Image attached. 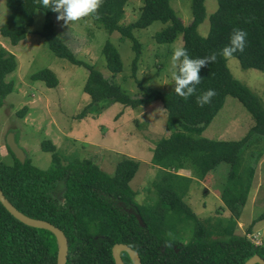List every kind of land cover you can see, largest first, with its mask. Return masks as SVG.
<instances>
[{
  "label": "trees",
  "instance_id": "trees-1",
  "mask_svg": "<svg viewBox=\"0 0 264 264\" xmlns=\"http://www.w3.org/2000/svg\"><path fill=\"white\" fill-rule=\"evenodd\" d=\"M190 1L192 19L186 25L169 0H141L138 17L126 25L121 20L127 0H104L98 18L92 16L109 32L118 31L121 38L131 40L135 79L141 43L133 30L154 21L166 24L154 35L158 43H172L180 33L182 47L190 58L217 53L215 62L201 68L196 94L185 101L174 92V83L170 91L162 92L137 82L142 95L131 97L93 64L76 57L55 28V12L42 8L37 0H5L10 19L0 26L2 38L11 45L18 44L27 37L35 10L42 9L45 16L39 34L50 50L87 69L83 91L89 95V102L76 114L77 118L88 113L99 114L115 102L136 108L155 100L161 101L167 115L170 133L156 141L151 157V163L159 170L152 181L155 197L148 203H138L136 192L129 185L139 166L132 158L118 161L114 172L109 174L90 159L63 162L56 145L50 139H43L41 148L51 154V165L41 169L26 154L25 161L20 162L5 143L9 158L0 154V189L19 211L49 221L64 232L68 243L65 264H115L111 253L115 243L127 244L137 251L141 264H243L254 254L264 259L261 240L255 245L249 237L255 222L264 219V214L252 219L244 233L238 232V219L260 157L252 153L249 166L239 172L240 156L255 142L264 143V105L254 92L233 77L227 59L219 55L233 30L241 29L247 33L246 47L233 57L243 69L264 72V0H216V9L208 16L209 29L205 36L197 30L206 18L205 0ZM101 52L107 70L112 74L122 70L114 44L107 40ZM15 67V56L0 45V107L6 95L13 91V81H5L4 76ZM31 76L47 87L58 84L49 68ZM208 89L215 90L216 95L211 103L198 106L196 96ZM228 95L243 105L253 123L240 139L201 136ZM27 110L23 106L15 114L23 117ZM185 162L198 169L202 178L220 162L230 165L219 195L228 216L215 215L206 223L192 211L183 199L192 178L179 173L188 167ZM124 207H132L133 212H127ZM134 212L140 215L142 224ZM190 227L191 235L186 238ZM57 251L52 232L22 223L0 203V264H56ZM121 257L125 264H133L126 252L122 251Z\"/></svg>",
  "mask_w": 264,
  "mask_h": 264
},
{
  "label": "rangeland",
  "instance_id": "rangeland-1",
  "mask_svg": "<svg viewBox=\"0 0 264 264\" xmlns=\"http://www.w3.org/2000/svg\"><path fill=\"white\" fill-rule=\"evenodd\" d=\"M169 2L183 24H189L192 19L191 1ZM141 5V0H127L121 24L134 21L140 13ZM216 6V0H205L206 18L197 28L199 34H207L208 16ZM44 16L42 9L35 10L27 37L16 45H11L0 35V45L16 59L15 69L4 76L5 81H13V91L6 95L0 107V154L9 158L4 145L10 131L15 138L17 136V144L32 163L41 169L51 165V154L41 148L43 139H50L56 145L63 162L90 159L109 174L114 172L118 161L132 158L139 162L138 169L129 182L136 192L135 200L138 203L151 202L155 197L152 181L159 170L158 166L151 163L153 148L158 139L170 133L161 101L155 100L136 108L115 102L99 114L88 113L83 118H77L76 114L89 102V95L83 91L87 69L56 56L50 50L46 40L39 34ZM57 16L58 13H54L55 28L76 57L93 64L131 97L142 95L137 82L162 92L172 89L174 81L170 74V58L175 47H182V35L177 34L172 43H158L154 35L166 24L154 21L145 28L133 30L134 36L141 43L136 81L131 67L135 53L129 38H121L118 31L109 32L92 16L68 25L58 21ZM9 19L10 11L5 0H0V26ZM107 40L115 45L122 61V70L114 74L107 70L101 52ZM226 64L234 78L264 100V72L241 68L235 57L228 58ZM43 68H49L56 75V87H47L43 81L32 79L31 75ZM23 106H27L28 110L23 117H18L15 113ZM252 123L249 112L235 97L228 95L201 136L209 139H240ZM244 151L240 156L239 172L249 166L252 153L260 157L247 201L238 219L240 233H244L252 219L264 214V143L257 141ZM185 164L188 167L184 169V173L192 180L183 199L192 211L206 223L211 222L215 215L228 216L229 212L219 195L226 183L230 165L220 162L202 178L198 169L193 168L189 162ZM191 232L190 227L186 238ZM251 232L257 233L264 245V219L255 222Z\"/></svg>",
  "mask_w": 264,
  "mask_h": 264
},
{
  "label": "clouds",
  "instance_id": "clouds-1",
  "mask_svg": "<svg viewBox=\"0 0 264 264\" xmlns=\"http://www.w3.org/2000/svg\"><path fill=\"white\" fill-rule=\"evenodd\" d=\"M104 0H37L42 8L50 9L58 13V21L65 25L77 23L80 20L96 16L103 5ZM247 33L241 29H234L229 37V43L220 50L219 55L225 59L232 58L236 52H243L246 47ZM217 53L203 58H190L183 47H175L170 58V74L174 81V92L176 95L187 101L196 94V85L201 82L199 75L201 68L215 62ZM216 95L215 90L208 89L196 96V103L203 107L211 103Z\"/></svg>",
  "mask_w": 264,
  "mask_h": 264
},
{
  "label": "water",
  "instance_id": "water-1",
  "mask_svg": "<svg viewBox=\"0 0 264 264\" xmlns=\"http://www.w3.org/2000/svg\"><path fill=\"white\" fill-rule=\"evenodd\" d=\"M6 145L9 147V149L12 151V153L20 162L23 163L25 161L26 155L24 153V150L17 144L14 138V134L12 132H9L6 136ZM0 203L11 215H13L16 219H18L22 223L36 228L47 229L50 232H52L56 238L57 246H58L56 264L66 263L67 254H68V243L64 232L60 228L50 223L49 221L36 219L25 215L24 213L19 211L6 198V196L3 194L1 189H0ZM124 209L127 212H133L132 207H124ZM134 214L138 222L142 224V219L140 215L136 212H134ZM122 251L128 254L133 264H141L138 252L124 243H115L111 248L112 257L114 259L115 264H125L121 257ZM243 264H264V259L261 258L258 254H254L251 257H249Z\"/></svg>",
  "mask_w": 264,
  "mask_h": 264
},
{
  "label": "built area",
  "instance_id": "built-area-1",
  "mask_svg": "<svg viewBox=\"0 0 264 264\" xmlns=\"http://www.w3.org/2000/svg\"><path fill=\"white\" fill-rule=\"evenodd\" d=\"M250 239H251V241L255 244V245H258V244H260V240H259V238H258V234L256 233H253V234H251L250 236Z\"/></svg>",
  "mask_w": 264,
  "mask_h": 264
},
{
  "label": "crops",
  "instance_id": "crops-1",
  "mask_svg": "<svg viewBox=\"0 0 264 264\" xmlns=\"http://www.w3.org/2000/svg\"><path fill=\"white\" fill-rule=\"evenodd\" d=\"M261 83H263V80H262V79H261ZM256 88H258V89H260V90H261V88H260V87H256ZM261 100H262V102H263V104H264V100H263V99H261ZM262 160H264V156H263V159H262ZM262 160H261V161H262ZM261 161H260V162H261ZM260 162H259V163H260ZM261 166H262V167H260V170H262V169H263V165H261ZM181 172H182V173H184V172H185V170H184V169H182V170H181ZM255 172H256V169H255ZM184 175H185V173H184ZM254 177H255V173H254ZM254 177H253V178H254Z\"/></svg>",
  "mask_w": 264,
  "mask_h": 264
},
{
  "label": "flooded vegetation",
  "instance_id": "flooded-vegetation-1",
  "mask_svg": "<svg viewBox=\"0 0 264 264\" xmlns=\"http://www.w3.org/2000/svg\"><path fill=\"white\" fill-rule=\"evenodd\" d=\"M4 103V102H3ZM10 132V131H9Z\"/></svg>",
  "mask_w": 264,
  "mask_h": 264
}]
</instances>
